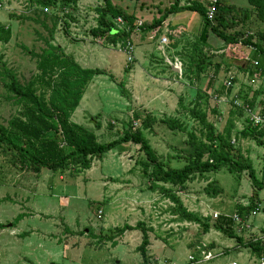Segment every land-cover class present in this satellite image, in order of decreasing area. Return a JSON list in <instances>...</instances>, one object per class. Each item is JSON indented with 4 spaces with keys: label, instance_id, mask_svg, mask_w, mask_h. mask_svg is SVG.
<instances>
[{
    "label": "rangeland",
    "instance_id": "1",
    "mask_svg": "<svg viewBox=\"0 0 264 264\" xmlns=\"http://www.w3.org/2000/svg\"><path fill=\"white\" fill-rule=\"evenodd\" d=\"M195 1L207 7L210 0H179L181 6ZM226 1L238 7H249L247 0ZM0 2V26L12 33L9 43L0 41V71L5 65L23 85L38 76L35 55L42 54L46 40L50 39V32L42 23L51 29L55 13H58L59 21L52 43L73 56L82 67L105 71L89 84L71 118L73 123L93 130L100 143L117 140L131 126L142 129L143 120L151 115L156 123L151 131H144V135L161 160L180 168L187 164L192 151L189 134L202 138V127L190 113L196 105L207 112L214 125L221 123L215 126L218 132L224 131L228 117L218 119L213 112L217 103H224L218 102L217 94L213 92L208 99L198 88L192 73H188L192 79L186 76L189 59H196L194 47L200 46L201 34L189 37L179 24H169L157 37L152 33H144L145 37L140 36V32L133 34L134 60L129 62V55L120 50L118 44L114 46L96 39L90 33L98 26L95 11L102 7L103 0H84L63 12L50 10L46 20L42 10L30 8V0ZM112 3L146 22L173 6L171 0H112ZM171 28H177L179 33L172 34ZM164 36L170 41L167 54L184 63L182 79L173 73H177L175 70H170L162 56L160 41ZM147 39L149 42L145 44ZM217 45H212L214 52L218 50ZM223 48L227 62H232L237 47ZM202 49L207 56L217 60L223 55L212 53L209 48ZM227 106L228 113L231 105ZM20 110L0 79V124L8 127ZM137 115L140 120L134 119ZM171 118L182 123L185 129H169L165 121ZM97 124L100 129L96 128ZM232 143L236 151L252 157L258 178L264 181V147L256 143L252 147V142L248 141L244 144V140L236 136ZM14 154L8 148L0 150V264H143V257L138 252L143 231H126L122 235L117 232L126 225L135 227L138 223L144 224L150 238L148 255L151 264H264V259L259 260L249 248H241L236 240L215 228L207 233L212 235L208 238L201 226L181 221L173 215V202L160 190L151 189L152 182L143 174L141 161L146 157L140 146L122 145L102 158H95L90 170L78 173L44 170L34 174L22 170L15 162ZM213 181L223 188V192L215 197L206 191ZM174 191L190 212L209 217L214 225L216 215L220 217L224 208L231 209L230 200L234 210L228 211L233 217L237 205L247 207L257 189L247 173L238 180L223 169L196 176L184 189L175 187ZM258 193L255 201L258 214L242 216L245 224L236 223L234 227L246 241L258 240L255 237L264 241V190ZM233 195L237 199H229ZM20 215L23 218L19 220ZM110 237L115 241H110ZM202 245L218 252L219 257L191 263L189 257Z\"/></svg>",
    "mask_w": 264,
    "mask_h": 264
},
{
    "label": "trees",
    "instance_id": "2",
    "mask_svg": "<svg viewBox=\"0 0 264 264\" xmlns=\"http://www.w3.org/2000/svg\"><path fill=\"white\" fill-rule=\"evenodd\" d=\"M82 1L84 0H30V8L42 10L46 20L48 17L44 9L63 12L69 7L75 8ZM171 1L173 6L165 9L159 19L144 22L139 27L134 14L114 6L112 0H103L102 7L95 11L98 15V26L90 33L94 38L105 40L114 46L119 43L125 45L131 41L137 29L145 34L161 30L172 14L188 11L199 14L203 19V30L198 40L200 46L197 44L194 47L195 53L197 52L196 59L193 57L189 59L187 70V74L192 73L191 76L196 81H199L204 74L217 75L223 63L212 56H207L202 49L209 47L207 42L210 33L224 41L226 46L241 44L244 47H250L256 55L264 59V31L257 33V41H254L253 36H245L246 33H228L237 21L236 17L254 16L264 23V0H247L249 4L247 8L230 4L226 0H218V12L214 22L207 18L206 5L200 1L191 2L185 6H181L179 0ZM57 16L58 13H55L51 19V29L42 23L50 32V39L46 40V49L42 54L35 55L38 58V76L35 79L23 85L11 69L5 65L2 66L0 79L21 110L10 120L8 127L0 124V150L8 148L14 152L15 162L21 166V169L29 170L34 174H40L44 170L54 173L73 170L78 173L90 170L95 158H102L122 145L131 143L140 146V150L146 157L144 161H141L143 174L152 182L151 189L160 190L173 202V215L181 221L201 226L204 234L209 233L211 228H215L230 239L236 240L241 248H249L259 260L264 259L262 239L257 237L258 240L246 241L240 237L234 229L236 223L232 217L220 216L212 225L209 217L190 212L174 191L175 187L184 189L196 176L217 173L223 169L238 180L243 173H247L257 191L252 195L251 203L247 207L237 205L236 211L241 219L242 216H250L253 212L258 213L259 208L255 201L259 196L258 191L264 190V181L258 178L253 161L241 151H236L232 140L233 136H236L237 139L252 140L258 146L264 147V132L253 127L247 119L243 131L234 133L236 128L234 118L245 115L241 108L236 107L230 111L231 118L227 121L224 131L218 132L215 125L209 121L207 112L199 110V105H196L190 113L202 127V138H197L193 133L189 134L188 143L192 151L189 152L187 164L183 167H171L161 160L152 148L143 133L151 131L156 123V119L151 115H147L143 120L142 129L131 126L117 140L100 143L93 130L73 123L71 118L79 108L89 84L95 77L104 75L105 71L82 67L73 56L67 55L60 46L52 43L59 21ZM116 18L124 20L125 30L116 29L114 24ZM11 38V30L0 26V41L9 43ZM25 50L28 51L26 48ZM262 68L261 64L256 68L254 66L255 70H252L251 74L258 73L263 70ZM189 74L186 75L187 78H191ZM207 98L209 99L208 95ZM213 112L216 113L214 110ZM134 119L140 120L138 115ZM165 124L172 131L185 129L176 119H167ZM100 127L97 124L96 128L100 129ZM206 191L209 196L215 197L221 194L223 189L217 186L216 181H213ZM22 218L23 215L18 217L19 220ZM242 220L244 221V217ZM135 230L143 231V241L138 248V252L143 257V264H151L148 255L150 238L143 223H138L135 227L126 225L117 232L122 235L126 231ZM110 241L114 242L115 238L110 237Z\"/></svg>",
    "mask_w": 264,
    "mask_h": 264
},
{
    "label": "crops",
    "instance_id": "3",
    "mask_svg": "<svg viewBox=\"0 0 264 264\" xmlns=\"http://www.w3.org/2000/svg\"><path fill=\"white\" fill-rule=\"evenodd\" d=\"M237 1V0H234ZM180 14V13H179ZM135 15V14H134ZM158 15V14H157ZM235 15V14H234ZM135 18L137 20V22H146L145 20L139 19V17ZM160 16L157 17H153L152 20L150 22H152L154 19H159ZM237 21H235L234 26L232 28H230V30H228V33L230 32H240V33H246L245 36L249 35V36H253L254 37V41H257V33L259 31H264V23L259 22L256 17L251 16L249 18L246 17H236ZM259 22V23H258ZM170 24V26H173L174 24H179L181 26H183L182 28H184L183 33H185L186 35H188L189 37L192 36H199V34H201L202 30H203V19L202 17L194 12H186L183 15H174L172 17H169L167 19V21L165 22L164 26L162 27L161 30L158 31H154L151 32L152 34H155V37H157V35L159 34V32H162L166 27H168V25ZM168 30V29H167ZM171 33L172 34H176L177 28H171ZM139 33V32H138ZM179 33V32H178ZM140 36L144 35V32H140L139 33ZM154 36V35H152ZM151 36V37H152ZM145 37V35L143 36ZM165 37V36H164ZM175 40V39H173ZM148 39L145 42V44H148ZM161 42V41H160ZM208 45L209 47H205V50L207 48H209V50L213 53L215 51V49H213V44L216 43L218 44L216 52L214 53H218V52H223L224 48L226 45L224 43V41H222L220 38H218L215 34L210 33L209 34V38H208ZM236 46L237 49L235 50V55L236 58H234V60H232V62H227L226 57L223 53V55L219 56V59H215L217 61H222V65H221V69L219 71V73L217 75H215L216 77L212 78V74L209 73L208 75H202L200 80L197 81L198 84V88L202 89L205 93V95H212V92L216 97L219 96L218 98H222L225 95H227L228 98L230 99H239L245 103H248L251 108L255 109V110H260L261 108L264 109V59H262V57L256 55V53L254 52L253 49H251L250 47H244L241 44L238 45H233ZM216 48V47H214ZM223 49V50H220ZM228 49V48H227ZM226 50V49H225ZM217 58V57H216ZM254 62H258V64L263 65V70H260L258 73L254 72V74L252 75L251 72L252 70L254 71ZM256 68V66H255ZM90 69H100V68H90ZM102 70V69H101ZM175 74V72H173ZM176 75V74H175ZM230 82L231 86L230 89L228 90V93L224 94L226 89V83ZM191 84V83H189ZM196 84V85H197ZM195 85V84H194ZM220 94V95H219ZM219 102V100H217ZM221 103V102H220ZM216 106V108H214V111H216V118L220 119L223 117V119L227 116L228 119L231 118L230 115V111L233 109L232 104L231 103H224V104H219ZM228 104H230V110L227 113V109H228ZM225 114V115H223ZM247 120L246 115H243V117L238 118L237 116L234 118V124L236 126L235 128V132L234 133H239L241 131H243L244 127H245V121ZM211 122V121H210ZM222 122V121H221ZM217 123V121H216ZM218 125H220L219 123H217ZM215 124V126L217 127L218 125ZM240 140H244V144L248 142H252V147H255L253 143H255L252 140H245V139H240ZM258 146V145H257ZM251 160L252 157L250 158ZM254 165V163H253ZM255 168V167H254ZM221 186V184H219ZM223 189V188H222ZM239 190L236 189L235 192L237 193ZM224 192H226L224 190ZM226 194V193H225ZM233 194V192H232ZM234 197H231L229 199H237L235 195H233ZM231 204L229 205V207L232 209V211L234 210L232 208V201L230 200ZM227 207V205H226ZM195 211L198 212L197 207H194ZM224 208V207H223ZM235 208V206H234ZM230 209V210H231ZM229 209L224 208L223 211L221 212L220 216L224 215V216H228L231 217L232 214L229 213L228 211ZM203 211V209L201 210ZM220 212V211H218ZM206 236H209L208 238H211L212 235L210 234H206ZM207 240V239H206Z\"/></svg>",
    "mask_w": 264,
    "mask_h": 264
},
{
    "label": "built area",
    "instance_id": "4",
    "mask_svg": "<svg viewBox=\"0 0 264 264\" xmlns=\"http://www.w3.org/2000/svg\"><path fill=\"white\" fill-rule=\"evenodd\" d=\"M217 4H218V0H210L208 3L207 8V18L211 21L214 22L217 12H218V8H217ZM1 7V6H0ZM44 11L47 13L49 12L48 9H44ZM114 24L116 26V29L123 31L125 30L126 26H125V22L122 18H116L114 20ZM139 27L143 25V22H139ZM141 32L140 29H137L136 33ZM160 50L162 53V56L165 60V63L167 66H169L170 70L171 68L173 70H175L177 73H175L177 76L179 75V77L182 79L183 77V71H184V63L178 59V58H171V56L169 54H167V49L170 45V41L168 39V37H164L162 38L161 42H160ZM118 48L120 50H124L128 55H129V62H132V60H134V51H133V43L132 40L127 42L125 45L122 44H118ZM255 66H258V62H254ZM216 77L215 75H212V78ZM231 83L228 82L226 83V89H230ZM216 100H219V102L221 103H231L232 107H236V108H241L247 119L250 121V123L253 125V127L257 128L259 131H263L264 132V109L261 108L260 110H255L253 108H251V106L249 104L244 103L243 101L239 100V99H229L227 97V95H225L222 98H218L215 97ZM264 100V97H263ZM258 213L253 212L252 215L256 216ZM252 217V216H251ZM215 218H218V216L216 215ZM235 223H238V225H243L245 224L243 222V220L239 217L238 213L235 214V216L232 217ZM247 228H250V225H246ZM242 230V229H240ZM257 238V237H255ZM259 238V237H258ZM198 251L194 252L192 254V256L189 257V260L191 263H201V262H208V261H212L214 259H216L217 257H219L218 252H215L214 250H210L207 248L206 245H202L200 247H198L197 249Z\"/></svg>",
    "mask_w": 264,
    "mask_h": 264
}]
</instances>
